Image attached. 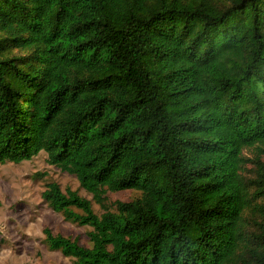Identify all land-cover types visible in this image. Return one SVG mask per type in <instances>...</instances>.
<instances>
[{
  "label": "trees",
  "instance_id": "trees-1",
  "mask_svg": "<svg viewBox=\"0 0 264 264\" xmlns=\"http://www.w3.org/2000/svg\"><path fill=\"white\" fill-rule=\"evenodd\" d=\"M41 153L102 208L48 185L73 264H264V0H0V164Z\"/></svg>",
  "mask_w": 264,
  "mask_h": 264
},
{
  "label": "rangeland",
  "instance_id": "rangeland-1",
  "mask_svg": "<svg viewBox=\"0 0 264 264\" xmlns=\"http://www.w3.org/2000/svg\"><path fill=\"white\" fill-rule=\"evenodd\" d=\"M48 185L67 196L80 194L92 200L96 214L102 212L77 179L48 164L45 153L19 164H0V264H73L51 243L58 237L72 242L80 237V245L87 243L88 226L68 222L44 202ZM119 198L110 194L108 202Z\"/></svg>",
  "mask_w": 264,
  "mask_h": 264
}]
</instances>
